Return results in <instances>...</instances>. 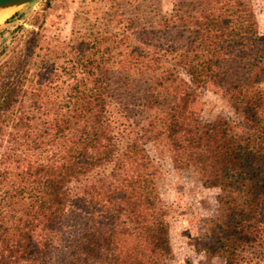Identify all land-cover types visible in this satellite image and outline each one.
I'll return each mask as SVG.
<instances>
[{"label":"trees","instance_id":"trees-1","mask_svg":"<svg viewBox=\"0 0 264 264\" xmlns=\"http://www.w3.org/2000/svg\"><path fill=\"white\" fill-rule=\"evenodd\" d=\"M253 0H78L0 85V264H166L162 172L219 188L196 252L264 264V51ZM166 59L172 63L166 65ZM208 89L241 112L201 118Z\"/></svg>","mask_w":264,"mask_h":264},{"label":"rangeland","instance_id":"rangeland-1","mask_svg":"<svg viewBox=\"0 0 264 264\" xmlns=\"http://www.w3.org/2000/svg\"><path fill=\"white\" fill-rule=\"evenodd\" d=\"M78 0H39L36 7L27 13L25 6L6 10L0 22V85L7 62L15 63L25 49L26 41L43 23L45 38L53 35L65 38ZM163 8L170 11L173 0H162ZM259 26L260 42L256 48L264 51V0H253ZM172 63L166 59L165 64ZM1 91V90H0ZM201 118L211 122L222 115L232 122L241 118V112L220 95L208 89L200 94ZM149 152L160 167L161 195L169 208L172 254L166 264H221L220 258H207L196 252L190 240L202 234L207 220L216 213L219 188L204 187L190 169L176 170L169 152L163 145H148Z\"/></svg>","mask_w":264,"mask_h":264},{"label":"water","instance_id":"water-1","mask_svg":"<svg viewBox=\"0 0 264 264\" xmlns=\"http://www.w3.org/2000/svg\"><path fill=\"white\" fill-rule=\"evenodd\" d=\"M39 0H0V10L25 6L27 13L32 11Z\"/></svg>","mask_w":264,"mask_h":264},{"label":"bare ground","instance_id":"bare-ground-1","mask_svg":"<svg viewBox=\"0 0 264 264\" xmlns=\"http://www.w3.org/2000/svg\"><path fill=\"white\" fill-rule=\"evenodd\" d=\"M6 10L7 9H2V10H0V22L2 21V20H4L5 19V16H6Z\"/></svg>","mask_w":264,"mask_h":264}]
</instances>
